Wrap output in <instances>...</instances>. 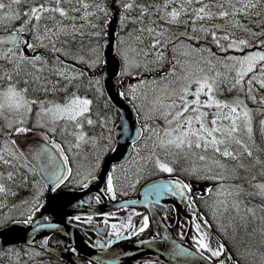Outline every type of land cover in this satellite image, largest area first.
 Returning <instances> with one entry per match:
<instances>
[{
  "label": "snow or ice",
  "instance_id": "6c2138e0",
  "mask_svg": "<svg viewBox=\"0 0 264 264\" xmlns=\"http://www.w3.org/2000/svg\"><path fill=\"white\" fill-rule=\"evenodd\" d=\"M22 3L28 0H0V25L7 32L0 37V236L31 226L44 204L56 199H46V192L58 194L66 181L87 188L98 179L113 141L110 133L95 131L106 129L111 117L98 107L94 111L88 95H104L107 64L102 41L91 38L109 35L115 13L119 75L137 78L126 89L118 83V94L131 98L144 123L128 158L106 171L105 194L115 199L146 175L168 173L148 187L186 202L199 255L210 264H255L257 257L264 264V0H31L23 8ZM132 11L138 15H129ZM168 25L183 27L171 31ZM83 65L96 71L86 74ZM225 91L230 98L217 95ZM254 115L261 117L259 142ZM22 191L28 195L9 203L8 197ZM198 205L205 211H197ZM103 215L107 222L116 213ZM206 216L221 238L206 230ZM148 224L144 214L138 226L129 217L109 231L120 236L121 227L131 234ZM30 253L35 249L9 248L0 255L22 264L20 257Z\"/></svg>",
  "mask_w": 264,
  "mask_h": 264
},
{
  "label": "water",
  "instance_id": "95a60500",
  "mask_svg": "<svg viewBox=\"0 0 264 264\" xmlns=\"http://www.w3.org/2000/svg\"><path fill=\"white\" fill-rule=\"evenodd\" d=\"M116 23L117 15L113 13V18L109 21V28L111 31L102 42V51L104 57L107 59V64L103 68L104 77L102 83L108 100L117 109L119 114L113 129L115 147L104 157L97 180L90 182L87 188L81 190L64 188L57 190L58 194L47 193L46 199L49 195H56V199L44 204L31 226L19 225L18 231L0 236V249L15 244H30L43 248L46 252L59 257L67 264H81L79 258L66 251L52 247L48 245L47 242L51 234H60L68 240H76L75 232L68 225L71 217L101 214L127 204L141 206L142 203H144L143 205H146L147 208L152 210L155 204L166 201V199L169 198L175 199L178 197H173L170 194L156 195L148 186L150 184H155L158 179L146 183L142 187L141 196L138 199L108 202L103 194L102 186L106 171L110 170L112 164L120 163L128 158L131 152L132 141L136 139L137 130L140 129L142 125L138 120L133 104L128 99L118 94L121 90L117 87L118 83L122 84L125 88L129 82H135L137 78L127 77L118 80L120 61L115 54ZM5 35H7V33L0 37ZM109 41L111 42L109 43ZM83 67L85 68L86 74H91L96 71L95 69L90 71L85 65H83ZM168 177L169 176L163 178L166 179ZM194 184L197 183L195 182ZM94 196L100 197L102 202L93 205L92 198ZM147 201L151 202L149 203ZM36 223L42 224L44 227L36 228ZM161 225L164 224L161 222ZM45 237H47V239H45ZM90 253L92 255V260L102 264H125L128 258L131 257L130 249L125 250L121 248L107 254L106 252H94L88 249V256ZM152 254L156 261L163 262V264H210L205 257L198 254L197 250L192 247L187 240L179 241L176 235L174 236L173 245L170 248L166 249L157 246ZM84 263L87 264L86 262Z\"/></svg>",
  "mask_w": 264,
  "mask_h": 264
},
{
  "label": "flooded vegetation",
  "instance_id": "af4514ba",
  "mask_svg": "<svg viewBox=\"0 0 264 264\" xmlns=\"http://www.w3.org/2000/svg\"><path fill=\"white\" fill-rule=\"evenodd\" d=\"M114 128V127H113ZM112 149L115 147V139L113 135ZM110 151V152H111ZM121 164L117 163V165ZM161 176L144 177L139 183L135 185L134 188H126L124 192H117L116 198L113 199L106 195L104 189L106 187L105 180L102 186L103 194L108 202L116 201H126L132 199H138L141 196L142 187L154 180L169 176L168 173ZM175 175V174H173ZM196 181H193L195 183ZM90 183V182H89ZM204 183V182H196ZM210 183V182H209ZM63 185H60L57 190L63 189ZM199 191V188H196ZM47 192L45 193V197ZM18 197V196H17ZM16 198V197H15ZM13 197H8L9 203H15L16 199ZM102 202V199L98 196L92 198V204L96 205ZM129 205L121 206L119 208L109 210L106 212H115V216H109L107 222L103 213L101 214H91V215H81L80 219H75L71 217L69 219V227L75 232L76 240H68L60 234H51L48 238V245L56 247L63 251H66L81 260V264H102L91 259L92 255L88 256V249L94 252H112L116 249H130L131 257L128 258L125 264H144L145 261H151L152 264H163L155 260L152 254L155 247L160 246L161 248H170L174 242V236L179 241L187 240L189 244L195 248L193 241L191 240V235L193 234L190 228V212L186 206V202L180 199V197L169 198L166 201L159 202L153 206L150 210L146 205ZM131 209L136 210V214L131 212ZM197 211L204 212L205 209L201 206H197ZM39 213V212H38ZM38 213L33 217L36 218ZM147 214L149 217L148 227L142 232H135L129 229L121 227L122 235L115 236L109 231L112 223L123 224L128 221L131 217V222L133 225H139L142 220V216ZM91 216L89 220L88 217ZM209 224L206 226V230L213 234L214 237L221 238V234L217 231V225L213 222L210 216L205 217ZM161 222L165 225H161ZM183 233V235H182ZM111 236V243H108V239ZM224 243L229 249H232L229 240L224 239ZM21 246V250L35 249V253H30V256H21L20 260L22 264H67L63 262L59 257L46 252L43 248H39L30 244H15L6 249H15ZM5 248H1L2 252ZM75 248L76 251H72ZM223 258V257H221ZM111 261V260H109ZM111 263H113L111 261ZM0 264H14V260L8 255H0ZM110 264V263H106Z\"/></svg>",
  "mask_w": 264,
  "mask_h": 264
},
{
  "label": "trees",
  "instance_id": "16d2710c",
  "mask_svg": "<svg viewBox=\"0 0 264 264\" xmlns=\"http://www.w3.org/2000/svg\"><path fill=\"white\" fill-rule=\"evenodd\" d=\"M37 2H38V0H37ZM29 3H31V0H28V3H22V4H21V7H22V8H23V7H27V6H29ZM114 6L116 7V5H114ZM145 20L147 21V18H145ZM77 23H81V21H77ZM159 23H163V21H159ZM167 27H169V29H170L171 31H175L178 27L182 28L183 26H182V25H180V26H177V25H168ZM118 28H119V18H118V22H117V30H116V33H115L116 46H117V32H118ZM4 33H7V32L5 31L4 26H3V25H0V35H1V34H4ZM238 35H241V34L238 33ZM105 38H106V37H100V38L92 37L91 39H93V40H95V39H100V40L103 42V41L105 40ZM89 39H90V38H89L88 36H85L82 42L85 43V44H87V41H88ZM126 43H129V44H130V43H132V41H128V40L126 39ZM137 43H138V42H137ZM144 43H145V44L148 43V38H147V37H145V39H144ZM213 47H214V46H213ZM245 51H247V49H245ZM115 54H116V53H115ZM234 54H237V53H234ZM168 55H171V51H170V50H169V52H168ZM117 57H118V56H117ZM118 58H119V57H118ZM119 61H120V59H119ZM85 66H86V65H85ZM86 67H87V66H86ZM87 69H89L90 71L93 70V68H88V67H87ZM145 75H147V73H145ZM127 77H130V76H124L123 78H127ZM85 79H87V75H86ZM119 79H121L120 75L118 76V80H119ZM126 88H127V87H125V89H126ZM81 91H82V93H83V89H82ZM61 95H62V94H61ZM88 95H90V96L93 97V110H94V111H95L96 108L98 107L102 114H107V115H109V116L111 117L110 122H109V124H108V127H107L106 129H101L99 126H97V127L95 128L96 133L99 134V133L103 132L105 137H107V136L109 135V133H110V134H111V137H112V141H113V127H114L116 121L118 120V112H117V110L115 109V107H114V106L110 103V101L108 100V98H107V96H106V94H105V91H104V95H103L102 97H99L98 99L95 97L94 93H92V92H89ZM217 95H219L220 98H222V99H226V98H229V97L232 95V93H230V92H228V91H225V92H223V93H217ZM126 99H128V100L134 105V107H135V109H136V112L138 113V109H137L135 103L131 100V98L129 97V98H126ZM248 104H249V107H253L251 101H248ZM137 116H138V120H139V122H140L141 124H143L144 121H143V118H142V114H141V115H138V114H137ZM260 118H261L260 115H254V134H255L256 139H257L258 142H259L260 139H261V133H260V131H259V124H258V121H259ZM161 123H162V121H161ZM100 143H101V144H105V143H107V140L102 139V140L100 141ZM112 144H113V142H112ZM88 147L90 148L91 146H88ZM112 147H113V146L111 145L110 149H109L107 152H105V153L103 154V159H104V157H105V156L111 151ZM85 155H87V153H85ZM84 163H87V159H85ZM73 168H75L74 165H73ZM117 174L121 175L120 172H118ZM161 175H165V174L162 173V174H160L159 176H161ZM145 177H152V176L146 175ZM257 178H258V179H261L262 177H259V176H258ZM65 183L67 184V186H66V187L63 186L64 188H74V189H83V188H84V187H82V186H76V185H74V184H72V183H70V182H67V181H66ZM26 195H28L27 191H22V192L19 194V196L16 197L15 199L18 200V199H20V198H22V197H24V196H26ZM259 202H260L259 198H256V203H259ZM213 222H215V221L213 220ZM237 239L239 240L240 237L238 236ZM253 239H254V241H255V244H256L257 246H259V244H260V239H259V237L257 236V237H254ZM17 248L20 249L21 246H19V247H17ZM231 248H232V247H231ZM6 250H7V249L5 248L2 252H5ZM248 263H249V264H253V262H251V261H249ZM242 264H243V263H242ZM255 264H258V257L256 258Z\"/></svg>",
  "mask_w": 264,
  "mask_h": 264
},
{
  "label": "rangeland",
  "instance_id": "374dc122",
  "mask_svg": "<svg viewBox=\"0 0 264 264\" xmlns=\"http://www.w3.org/2000/svg\"><path fill=\"white\" fill-rule=\"evenodd\" d=\"M129 15H132V16H136V15H138V11H132V12H129L128 13ZM128 27H132V25L131 24H129L128 25ZM126 31V30H125ZM192 87L194 88L195 87V85L193 84L192 85ZM260 91H264V89H261ZM260 93L259 92H257V95H259ZM231 97V96H230ZM229 97V98H230ZM202 99H203V96L201 97ZM226 99H228V98H226ZM119 175V174H118ZM0 199H2V198H0ZM4 211V209L3 208H0V212H3ZM211 217V216H210ZM229 244H230V246L233 248V243L229 240ZM242 263L243 264H249L248 262H244V261H242Z\"/></svg>",
  "mask_w": 264,
  "mask_h": 264
},
{
  "label": "bare ground",
  "instance_id": "6f19581e",
  "mask_svg": "<svg viewBox=\"0 0 264 264\" xmlns=\"http://www.w3.org/2000/svg\"><path fill=\"white\" fill-rule=\"evenodd\" d=\"M4 34H5V33H4ZM1 35H3V34H1ZM1 35H0V36H1Z\"/></svg>",
  "mask_w": 264,
  "mask_h": 264
}]
</instances>
